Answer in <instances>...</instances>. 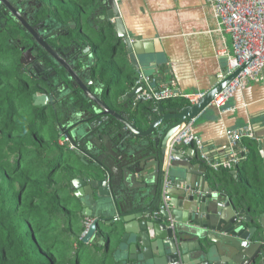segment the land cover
<instances>
[{
  "label": "water",
  "instance_id": "obj_1",
  "mask_svg": "<svg viewBox=\"0 0 264 264\" xmlns=\"http://www.w3.org/2000/svg\"><path fill=\"white\" fill-rule=\"evenodd\" d=\"M118 1L98 0L99 6L93 16L104 23L101 44L116 41L115 44L128 54L131 67L137 69L136 47L130 43L125 31ZM0 5L38 47L58 62L65 76H70L82 93L76 103L79 107L77 118L61 125L58 135L65 138V144L70 146L85 173L84 178L70 181L73 196L81 206V215L92 219L83 235V243L88 244L99 237V243L103 244L113 237L116 246L113 258L120 264H264V241H255L258 228L254 226L257 223L264 229V214L256 221L245 210L236 211L219 185H210L203 177L205 170L202 166H192L198 173L190 185L174 177L179 161L189 155L195 156L193 147H188L185 155L177 152L176 160L168 165V177L173 187L179 189L185 184L190 191L184 190L182 196H175L171 189L169 213L159 210L170 138L183 123L210 111L213 99L244 66L230 75L225 74L223 79H217L194 105L166 109L162 104H153L154 108L146 104L141 109L143 102L137 100L138 94L145 89L141 82L120 96L122 101L128 99L127 104L116 111L102 99L103 93L108 96L114 89L111 86L105 89L100 83V66L105 58L97 56L98 45L92 49L84 40L74 39L60 55L9 0H0ZM70 25L75 28L74 23ZM79 37L82 36L75 38ZM74 44L78 47L76 52L86 53L82 54L83 57L77 55V65L84 66V58L94 65L88 82H84L80 78L82 73H76L67 61L66 54L75 51ZM27 54L31 56V53ZM111 58L118 64L122 62L115 54ZM33 98L35 106L45 107L48 100L46 95L39 94ZM103 118L108 120L103 122ZM169 216L173 218L172 226ZM259 236L264 239V231Z\"/></svg>",
  "mask_w": 264,
  "mask_h": 264
},
{
  "label": "trees",
  "instance_id": "obj_2",
  "mask_svg": "<svg viewBox=\"0 0 264 264\" xmlns=\"http://www.w3.org/2000/svg\"><path fill=\"white\" fill-rule=\"evenodd\" d=\"M34 1L41 5L38 21L48 16L51 24L65 27L63 42L81 35L92 49L99 46L97 56L105 58L102 77L114 89L105 102H114L120 91L111 85L109 72H118L122 63L111 56L121 58L125 52L115 43L101 44L104 23L93 16L98 0ZM70 23L76 25L74 30ZM32 46L30 35L0 5V264H120L110 254L113 237L103 244L99 237L88 244L82 241L86 218L70 181L84 178V169L70 146L61 143L51 108L33 104L40 89L19 57L21 47ZM168 103L178 109L190 105L183 99L160 104ZM245 158L231 169L207 167L206 178L229 195L236 211L257 207L264 211V191L259 189L264 174H259L253 153ZM249 166L258 173H242ZM255 181L263 183L255 185ZM67 192L72 196L66 197Z\"/></svg>",
  "mask_w": 264,
  "mask_h": 264
},
{
  "label": "crops",
  "instance_id": "obj_3",
  "mask_svg": "<svg viewBox=\"0 0 264 264\" xmlns=\"http://www.w3.org/2000/svg\"><path fill=\"white\" fill-rule=\"evenodd\" d=\"M117 6L130 43L136 47L134 52L138 68L131 67L128 54L124 51L121 56V68L116 73L109 72L111 77L108 76L111 85L116 84L120 92L115 95L114 102L112 100L111 103H106L107 96L102 94V99L110 108L120 111V106L127 104L128 99L122 101L120 96L128 93L136 85L141 74L151 77L150 80L153 81L151 84L154 87L168 86L183 94H193L207 93L225 73L228 56L233 53L232 43L227 34L218 30L207 0H119ZM70 24V29L74 30L75 28L72 29ZM58 26L64 27L60 23ZM123 43L124 39L122 45ZM100 51L98 49L96 54L99 55ZM100 83L105 89L108 88L109 83H106L105 77H101ZM119 100L120 104L117 105ZM146 104L154 108L152 103H143L140 108L143 109ZM229 105L234 111L227 114H220L212 106L210 111L198 115L194 119L192 130L200 137L203 152L210 163L226 162L233 155L240 159L244 156L246 159L245 157H250L253 153L259 166V174L262 176L264 174V70L257 81L250 82L242 91L236 92L229 100ZM162 106L166 109H178L170 103ZM124 113L128 115V111L125 110ZM245 127L251 128L253 138L242 137L239 142L232 145L228 135ZM187 150L188 147L181 148L180 155H185ZM194 152V157L189 155L180 160V164L173 172L175 178L187 181V185L192 184L198 173L193 171L192 166L193 168L202 166L205 170L203 177H206V169L209 167L206 162L200 160L197 151ZM231 173L235 178L237 172L233 169ZM242 173L252 176L258 172L252 171V166H249ZM207 182L210 185L215 183L208 179ZM262 183L263 181L254 182L255 185ZM259 189L264 191V184ZM184 190L190 191L186 189L185 184H181L179 189L172 187L175 196L176 194L182 196ZM226 196L231 203L229 195ZM179 202L181 204V201ZM246 214L256 220L264 214V211L257 207L247 211ZM254 226L258 228V237L255 241H264L259 236L264 229L257 223Z\"/></svg>",
  "mask_w": 264,
  "mask_h": 264
},
{
  "label": "built area",
  "instance_id": "obj_4",
  "mask_svg": "<svg viewBox=\"0 0 264 264\" xmlns=\"http://www.w3.org/2000/svg\"><path fill=\"white\" fill-rule=\"evenodd\" d=\"M212 16L217 23V28L221 33L227 34L232 43V55L228 56L227 69L219 79L230 75L242 66L244 68L234 77L228 85L218 93L213 99V106L220 114H227L234 111L229 105L232 96L242 91L250 82L259 79L264 70V0H207ZM227 55V54H226ZM144 75L138 76L136 85L144 83L145 89L137 96V100L143 103L160 104L164 101L183 99L190 105H194L205 93L183 94L177 89L160 86H152L150 79ZM189 105V106H190ZM194 119L183 123L170 138L167 146L166 164L163 168L161 182V202L159 210L169 213V201L171 195L169 191L173 184L168 177V165L176 160L175 154L183 147H193L197 151L202 162H206L212 169L235 167L239 158L233 155L228 161L223 163H210L203 152L200 137L192 130ZM242 137L253 138L250 127H245L234 131L228 135L232 145L239 142ZM61 143H66L65 138ZM170 226L173 225V218L168 217ZM92 223V219L86 218L85 231ZM264 243V242H263Z\"/></svg>",
  "mask_w": 264,
  "mask_h": 264
},
{
  "label": "flooded vegetation",
  "instance_id": "obj_5",
  "mask_svg": "<svg viewBox=\"0 0 264 264\" xmlns=\"http://www.w3.org/2000/svg\"><path fill=\"white\" fill-rule=\"evenodd\" d=\"M9 1L12 6L24 16L36 32L39 33L50 46L55 48L58 54L61 55L63 48H68L74 39L83 40L80 37L75 38L76 36H71L63 42V35H66L67 31L65 27H60L56 23L51 24L50 17L48 16L42 17L38 21L37 15L40 13V3L34 0ZM32 7L35 9H32ZM31 41L33 43L32 48H20V61H23V63H21L23 68L27 70L30 77L34 80V84L40 89L38 94L48 97L45 106L51 108L55 116V123L59 133L61 125L68 124L72 119L74 120L77 118L79 107L76 103L80 101L79 96H81L82 93L71 77L65 76V72L60 68L58 62L52 60L45 51L33 42L32 38ZM73 46L75 51L70 50L67 52V61L71 64L72 69H75L76 73H82L80 78L84 82H88V75L93 72L94 65L91 64L87 58H84L82 59L84 66H78L77 55L80 54V52H76L78 47L75 44ZM33 51H36L37 54L33 55ZM27 53H31V56ZM82 54L86 53L82 52ZM82 54L80 55L82 56ZM107 120L108 118H103V122Z\"/></svg>",
  "mask_w": 264,
  "mask_h": 264
},
{
  "label": "rangeland",
  "instance_id": "obj_6",
  "mask_svg": "<svg viewBox=\"0 0 264 264\" xmlns=\"http://www.w3.org/2000/svg\"><path fill=\"white\" fill-rule=\"evenodd\" d=\"M32 9H35V8L32 7ZM68 195H69L70 197L72 196L70 192H67V193L65 194L66 197H67ZM75 204L78 205V204L76 203V201H74L73 207L75 206ZM77 208H78V210H79V205H78ZM80 212H81V211H80ZM114 250H115V242L112 243L111 248H110V254H111V257H112V258H113Z\"/></svg>",
  "mask_w": 264,
  "mask_h": 264
}]
</instances>
